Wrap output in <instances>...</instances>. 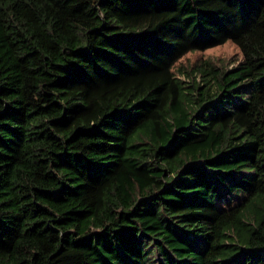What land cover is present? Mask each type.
Listing matches in <instances>:
<instances>
[{
  "label": "trees",
  "instance_id": "obj_1",
  "mask_svg": "<svg viewBox=\"0 0 264 264\" xmlns=\"http://www.w3.org/2000/svg\"><path fill=\"white\" fill-rule=\"evenodd\" d=\"M0 264H264V0H0Z\"/></svg>",
  "mask_w": 264,
  "mask_h": 264
},
{
  "label": "rangeland",
  "instance_id": "obj_2",
  "mask_svg": "<svg viewBox=\"0 0 264 264\" xmlns=\"http://www.w3.org/2000/svg\"><path fill=\"white\" fill-rule=\"evenodd\" d=\"M241 59L239 49L231 42L209 48L204 51L189 52L185 54L175 64L174 70L178 69L191 70L195 65H200L204 60H208L217 68H230ZM183 78V77H181Z\"/></svg>",
  "mask_w": 264,
  "mask_h": 264
}]
</instances>
